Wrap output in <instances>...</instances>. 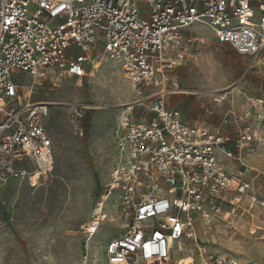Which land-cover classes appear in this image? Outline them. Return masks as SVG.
Listing matches in <instances>:
<instances>
[{
	"label": "built area",
	"instance_id": "obj_1",
	"mask_svg": "<svg viewBox=\"0 0 264 264\" xmlns=\"http://www.w3.org/2000/svg\"><path fill=\"white\" fill-rule=\"evenodd\" d=\"M196 26L242 57L258 60L264 53V0H0L1 182L31 178L35 171L46 177L54 167L47 126L53 105L31 100L33 87L27 95L22 84L27 77L34 85L47 77L83 81L107 58L119 63L139 96L152 91L150 102L125 106L118 121L123 156L109 189L126 224L107 244V264L170 259L183 239L195 237L200 217L233 228L234 218L248 214L251 233L264 232V169L233 174L219 159L242 163L259 147L264 155V99L254 100L244 118L215 129L188 125L167 105L174 93L194 92L180 87L178 69L203 42ZM85 114L79 103L67 109L80 135ZM231 124L238 129L235 150L227 147ZM201 260L238 264L213 255Z\"/></svg>",
	"mask_w": 264,
	"mask_h": 264
},
{
	"label": "rangeland",
	"instance_id": "obj_2",
	"mask_svg": "<svg viewBox=\"0 0 264 264\" xmlns=\"http://www.w3.org/2000/svg\"><path fill=\"white\" fill-rule=\"evenodd\" d=\"M194 29L203 42L178 69L180 87L226 94L225 102L236 105L264 99V53L258 60L242 57L220 44L210 29ZM259 60L263 64H257ZM22 84L25 93L33 87L32 101L53 105L47 126L54 143V167L40 180L32 176L31 182L30 178L0 181V264H107V244L125 232L126 224L118 197L109 189L112 169L122 159L115 135L118 121L125 106L150 102L152 91L139 96L119 63L107 58L83 81L63 77L56 83L47 77L34 85V79L27 77ZM74 103L85 107L83 135L68 119L67 109ZM99 207L100 223L91 237L87 228ZM233 220L231 228L218 220L208 224L200 217L195 237L183 239L168 264H203L201 255L264 264V232L251 233L248 214Z\"/></svg>",
	"mask_w": 264,
	"mask_h": 264
},
{
	"label": "crops",
	"instance_id": "obj_3",
	"mask_svg": "<svg viewBox=\"0 0 264 264\" xmlns=\"http://www.w3.org/2000/svg\"><path fill=\"white\" fill-rule=\"evenodd\" d=\"M195 30V29H194ZM30 92V88L27 92ZM192 93L177 92L169 96L167 105L171 109H175L181 112L183 120L188 125H205L212 129L223 125V121H238L247 115L248 111L252 107L253 99H250L246 105H242L240 102L226 103V94L217 96L213 92H201L196 90ZM29 92L27 94H29ZM221 97L224 99L222 104H217L215 99ZM248 121H255V118H249ZM228 131H230V140L228 148L235 150V142L237 139L238 129L234 124L229 125ZM220 161L225 165L226 169L230 173L246 172L250 167H256L264 169V155L261 154V148L258 149V154H247L242 163L235 162L228 159L224 155H219Z\"/></svg>",
	"mask_w": 264,
	"mask_h": 264
},
{
	"label": "bare ground",
	"instance_id": "obj_4",
	"mask_svg": "<svg viewBox=\"0 0 264 264\" xmlns=\"http://www.w3.org/2000/svg\"><path fill=\"white\" fill-rule=\"evenodd\" d=\"M196 27H197V26H196ZM257 64H263V63H262V60H259V61L257 62ZM119 145H120V144H119ZM119 153H120L121 156H123V153H122L121 147H119ZM32 176H33L34 178L39 179V180L41 179V174H40L38 171H35L33 174H31V177H32ZM30 182H31V178H30ZM108 197H110V196H107L106 198H108ZM101 205H102V204H101ZM101 211H102L101 207L97 208V209L94 211V213H93V218H92V223L89 224V226H88V228H87V229H89L90 231L93 232V234L90 235L91 237L95 236L96 231H97V229H98V225H99V223H100V214H101ZM162 262H163V264H168L169 259L166 260V261H162Z\"/></svg>",
	"mask_w": 264,
	"mask_h": 264
}]
</instances>
